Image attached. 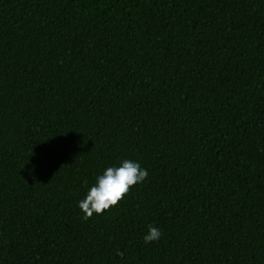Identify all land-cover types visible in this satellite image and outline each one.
<instances>
[{
	"label": "trees",
	"instance_id": "1",
	"mask_svg": "<svg viewBox=\"0 0 264 264\" xmlns=\"http://www.w3.org/2000/svg\"><path fill=\"white\" fill-rule=\"evenodd\" d=\"M0 264H264V0H0Z\"/></svg>",
	"mask_w": 264,
	"mask_h": 264
},
{
	"label": "clouds",
	"instance_id": "2",
	"mask_svg": "<svg viewBox=\"0 0 264 264\" xmlns=\"http://www.w3.org/2000/svg\"><path fill=\"white\" fill-rule=\"evenodd\" d=\"M148 176L147 169L132 159H121L116 164L108 166L95 176L94 182L88 186L84 197L77 201V207L82 213V219H88L93 214H101L110 206H115L129 192L133 185L142 183ZM87 183V182H85ZM162 233L158 227L146 226L142 239L145 244L157 241Z\"/></svg>",
	"mask_w": 264,
	"mask_h": 264
}]
</instances>
